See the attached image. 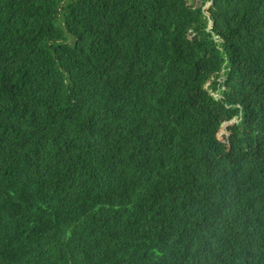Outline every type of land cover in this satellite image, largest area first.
Masks as SVG:
<instances>
[{
  "label": "trees",
  "instance_id": "obj_1",
  "mask_svg": "<svg viewBox=\"0 0 264 264\" xmlns=\"http://www.w3.org/2000/svg\"><path fill=\"white\" fill-rule=\"evenodd\" d=\"M209 13L0 0V264H264V0Z\"/></svg>",
  "mask_w": 264,
  "mask_h": 264
},
{
  "label": "flooded vegetation",
  "instance_id": "obj_2",
  "mask_svg": "<svg viewBox=\"0 0 264 264\" xmlns=\"http://www.w3.org/2000/svg\"><path fill=\"white\" fill-rule=\"evenodd\" d=\"M192 9H199L203 15L209 14V9L213 7L214 0H185ZM206 12V13H205Z\"/></svg>",
  "mask_w": 264,
  "mask_h": 264
},
{
  "label": "clouds",
  "instance_id": "obj_3",
  "mask_svg": "<svg viewBox=\"0 0 264 264\" xmlns=\"http://www.w3.org/2000/svg\"><path fill=\"white\" fill-rule=\"evenodd\" d=\"M204 17H206L207 18V28H206V30L207 31H210V29H211V27H212V21H211V19H210V13L208 14H206V15H203ZM192 34V32L191 31H189V35H191ZM222 83H224L225 82V80H224V82L223 81H221ZM231 84H234V82L233 81H231ZM208 86V84L205 86V87H207ZM209 92H210V94L212 95V96H214L215 97V95H213V93H215V94H217V92H212L211 90H209ZM218 95V94H217ZM218 97H219V95H218ZM218 97H215V99H218ZM232 121H234V120H231V121H223V122H221V124L219 125V128H218V130H217V137H218V139H219V141L220 142H224L225 143V141H224V138H222L221 139V135H220V131H221V129L223 128V124H225V123H229V125L226 127V130H227V132H229L228 131V127L229 126H231V125H233L234 123H232ZM229 134V133H228ZM230 135V134H229ZM231 138V137H230Z\"/></svg>",
  "mask_w": 264,
  "mask_h": 264
},
{
  "label": "rangeland",
  "instance_id": "obj_4",
  "mask_svg": "<svg viewBox=\"0 0 264 264\" xmlns=\"http://www.w3.org/2000/svg\"><path fill=\"white\" fill-rule=\"evenodd\" d=\"M206 13V12H205ZM207 14V13H206ZM225 80V77H222V78H220L219 79V81H224ZM213 95H215V97H218V95L217 94H215V93H213ZM229 121H231V120H229ZM228 121V122H229ZM236 121L234 120V121H232V123H235ZM229 125V123H225V124H223V128L221 129V131L219 132L220 133V135H221V139L222 138H224V141H229L230 140V132H227V130H226V127ZM228 129V128H227ZM229 133V134H228Z\"/></svg>",
  "mask_w": 264,
  "mask_h": 264
}]
</instances>
